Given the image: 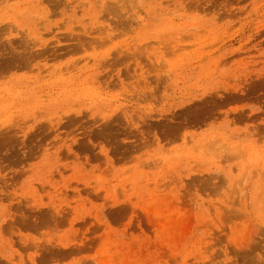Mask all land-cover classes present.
Listing matches in <instances>:
<instances>
[{
	"label": "rangeland",
	"instance_id": "obj_1",
	"mask_svg": "<svg viewBox=\"0 0 264 264\" xmlns=\"http://www.w3.org/2000/svg\"><path fill=\"white\" fill-rule=\"evenodd\" d=\"M0 264H264V0H0Z\"/></svg>",
	"mask_w": 264,
	"mask_h": 264
},
{
	"label": "bare ground",
	"instance_id": "obj_2",
	"mask_svg": "<svg viewBox=\"0 0 264 264\" xmlns=\"http://www.w3.org/2000/svg\"><path fill=\"white\" fill-rule=\"evenodd\" d=\"M46 2H47V1H46ZM48 2H50V1H48ZM48 6H50V5L48 4ZM54 6H55V5H54ZM49 9H50V8H49ZM13 52H14V50L12 51V53H13ZM16 52H17V53H16L17 57H16V55H15L16 59H17V58H18V59H21V58H20L21 55H19V57H18V51H16ZM20 52H21V51H20ZM29 52H30V51H29ZM21 53H22V52H21ZM27 53H28V52H26V54H27ZM13 54H15V53H13ZM13 54H11V55H13ZM19 54H20V53H19ZM26 54H25V55H26ZM28 54H29V53H28ZM31 54H32V53H31ZM23 55H24V53H23ZM29 55H30V54H29ZM11 57L15 58L14 56H11ZM11 57H10V58H11ZM22 57H23V56H22ZM25 58H26V57H25ZM27 58H28V57H27ZM27 58H26V59L23 58V59H24V60H27ZM12 60H13V59H12ZM24 60H23V61H24ZM21 61H22V60H21ZM15 62H16V61H15ZM13 63H14V61H13Z\"/></svg>",
	"mask_w": 264,
	"mask_h": 264
}]
</instances>
